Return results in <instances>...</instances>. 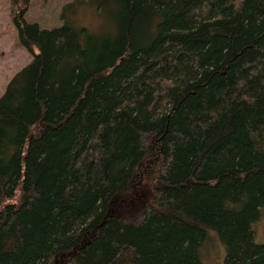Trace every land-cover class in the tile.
<instances>
[{"label": "trees", "instance_id": "1", "mask_svg": "<svg viewBox=\"0 0 264 264\" xmlns=\"http://www.w3.org/2000/svg\"><path fill=\"white\" fill-rule=\"evenodd\" d=\"M78 5L13 18L33 59L0 96V264H202L211 231L264 264V0H93L95 33Z\"/></svg>", "mask_w": 264, "mask_h": 264}, {"label": "rangeland", "instance_id": "2", "mask_svg": "<svg viewBox=\"0 0 264 264\" xmlns=\"http://www.w3.org/2000/svg\"><path fill=\"white\" fill-rule=\"evenodd\" d=\"M75 13L70 11V19L78 26H83L89 32L105 30L104 19L98 16L93 6V0H29L27 5L24 0L12 4L10 0H0V96L3 94L9 80L32 59L33 55L23 46L18 44L17 32L13 18L25 6L23 18L29 23H38L42 28L57 27L62 23L61 13L65 5L77 4ZM87 1V2H86ZM254 241L264 244V208L260 211L259 220L253 224ZM217 234L209 232L199 253L202 264H224V251L217 240Z\"/></svg>", "mask_w": 264, "mask_h": 264}]
</instances>
